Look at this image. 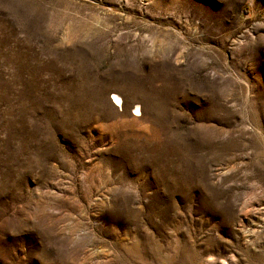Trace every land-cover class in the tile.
Instances as JSON below:
<instances>
[{
	"label": "rangeland",
	"instance_id": "rangeland-1",
	"mask_svg": "<svg viewBox=\"0 0 264 264\" xmlns=\"http://www.w3.org/2000/svg\"><path fill=\"white\" fill-rule=\"evenodd\" d=\"M0 264H264V0H0Z\"/></svg>",
	"mask_w": 264,
	"mask_h": 264
}]
</instances>
